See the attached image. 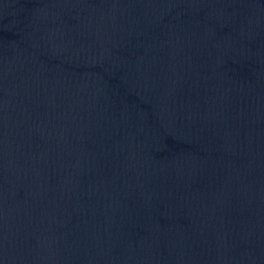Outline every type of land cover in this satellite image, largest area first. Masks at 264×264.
<instances>
[{
  "label": "water",
  "instance_id": "water-1",
  "mask_svg": "<svg viewBox=\"0 0 264 264\" xmlns=\"http://www.w3.org/2000/svg\"><path fill=\"white\" fill-rule=\"evenodd\" d=\"M0 264H264V0H0Z\"/></svg>",
  "mask_w": 264,
  "mask_h": 264
}]
</instances>
